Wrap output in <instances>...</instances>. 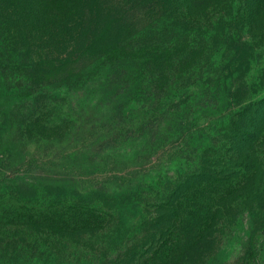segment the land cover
<instances>
[{"label": "rangeland", "instance_id": "1", "mask_svg": "<svg viewBox=\"0 0 264 264\" xmlns=\"http://www.w3.org/2000/svg\"><path fill=\"white\" fill-rule=\"evenodd\" d=\"M26 3L0 0V264H116L126 246L134 264H264V136L235 150L228 129L264 94V30L238 0L136 18L147 63L47 71L31 65L72 16Z\"/></svg>", "mask_w": 264, "mask_h": 264}, {"label": "trees", "instance_id": "2", "mask_svg": "<svg viewBox=\"0 0 264 264\" xmlns=\"http://www.w3.org/2000/svg\"><path fill=\"white\" fill-rule=\"evenodd\" d=\"M27 7L38 8L40 18L47 17V7L51 4L59 8L63 13L70 14L66 17V36L68 43L64 45L60 54L50 59L34 61V66L39 70L50 68H84L90 63L96 62L104 55L115 54L117 50L123 57L140 58L147 63L154 55L148 44H134L138 36L136 18L147 17L151 12L162 14L161 10H170L183 18L194 19L206 16L212 11L218 10L230 4L231 0H26ZM240 7L238 12L244 19L246 31L264 30V0H238ZM30 5V6H29ZM231 8V7H228ZM31 10V9H30ZM231 9L225 11L229 15ZM36 11V12H37ZM70 12V13H69ZM29 13L33 14V10ZM36 15V14H35ZM236 18L230 24L242 22ZM221 20V19H220ZM223 22V21H222ZM243 24V23H242ZM233 40L229 37L222 38L218 48H223L225 42ZM238 42V41H236ZM235 47V51L237 50ZM150 49V48H149ZM219 50V49H217ZM235 115L238 123L228 127L232 134V148L239 150L247 146L257 135L264 136V94L248 105L241 107ZM232 121V120H231ZM233 119V123H234ZM203 172H194L181 180L178 185L185 186L194 181L202 180ZM196 179V180H195ZM136 254V255H133ZM116 264H134L140 257L134 249L126 246L111 254ZM140 262H143L140 260ZM136 264V263H135Z\"/></svg>", "mask_w": 264, "mask_h": 264}]
</instances>
